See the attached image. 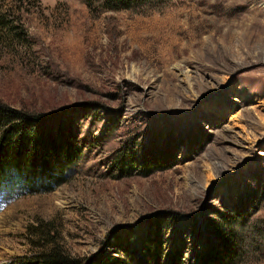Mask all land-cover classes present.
I'll list each match as a JSON object with an SVG mask.
<instances>
[{
	"label": "rangeland",
	"instance_id": "1",
	"mask_svg": "<svg viewBox=\"0 0 264 264\" xmlns=\"http://www.w3.org/2000/svg\"><path fill=\"white\" fill-rule=\"evenodd\" d=\"M150 6L0 0V102L77 146L51 190L0 191V264H35L51 239L151 264L157 226L162 264H205L222 213L264 224V0Z\"/></svg>",
	"mask_w": 264,
	"mask_h": 264
},
{
	"label": "trees",
	"instance_id": "2",
	"mask_svg": "<svg viewBox=\"0 0 264 264\" xmlns=\"http://www.w3.org/2000/svg\"><path fill=\"white\" fill-rule=\"evenodd\" d=\"M86 1L87 4L104 9L131 10L152 7L150 5L159 0ZM0 19L2 21V17ZM43 118L0 102V191L17 184L24 186V189L31 193L49 191L56 184L61 183L64 173L72 167L76 144L70 139L55 142V139L44 129ZM116 162L129 165L132 157L128 158L121 154L116 158ZM158 164L159 161L153 162V165ZM220 218L222 222H215L220 248L216 255L205 258V264H230L235 259H242L248 250L264 249V224L258 223L247 229L242 214L239 218L222 213ZM236 227L241 233L235 229ZM159 230L160 226H157L152 231V242L147 246L151 264H162L163 253L159 246ZM246 233L252 235L251 239L248 236L250 242L247 244V249L237 247L236 244L240 246L238 242ZM33 260L35 264H141L138 259H134L132 263L126 262L112 258L101 251L88 259L71 257L52 239L39 245Z\"/></svg>",
	"mask_w": 264,
	"mask_h": 264
},
{
	"label": "water",
	"instance_id": "3",
	"mask_svg": "<svg viewBox=\"0 0 264 264\" xmlns=\"http://www.w3.org/2000/svg\"><path fill=\"white\" fill-rule=\"evenodd\" d=\"M199 257V256H198Z\"/></svg>",
	"mask_w": 264,
	"mask_h": 264
}]
</instances>
